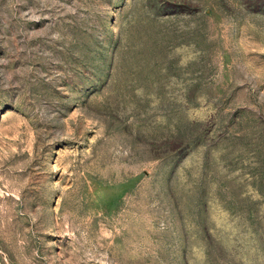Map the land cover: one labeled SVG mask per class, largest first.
<instances>
[{
    "label": "rangeland",
    "instance_id": "obj_1",
    "mask_svg": "<svg viewBox=\"0 0 264 264\" xmlns=\"http://www.w3.org/2000/svg\"><path fill=\"white\" fill-rule=\"evenodd\" d=\"M0 264H264V0H0Z\"/></svg>",
    "mask_w": 264,
    "mask_h": 264
}]
</instances>
